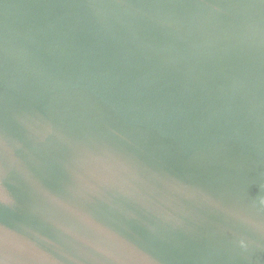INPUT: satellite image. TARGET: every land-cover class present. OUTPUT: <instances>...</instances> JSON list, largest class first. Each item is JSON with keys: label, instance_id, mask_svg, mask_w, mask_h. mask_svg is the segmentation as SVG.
<instances>
[{"label": "water", "instance_id": "1", "mask_svg": "<svg viewBox=\"0 0 264 264\" xmlns=\"http://www.w3.org/2000/svg\"><path fill=\"white\" fill-rule=\"evenodd\" d=\"M0 264H264V0H0Z\"/></svg>", "mask_w": 264, "mask_h": 264}]
</instances>
